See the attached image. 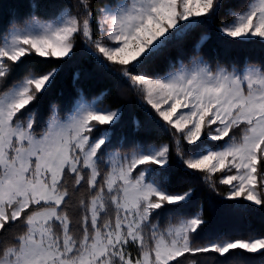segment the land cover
<instances>
[{"label":"rangeland","instance_id":"1","mask_svg":"<svg viewBox=\"0 0 264 264\" xmlns=\"http://www.w3.org/2000/svg\"><path fill=\"white\" fill-rule=\"evenodd\" d=\"M210 3L211 0H123L115 9L104 10L102 28L107 39L100 49L113 60L136 61L157 48L180 23L191 25ZM77 27L76 18L65 12L56 21L35 19L14 28L0 45V63L4 57L18 60L30 50L42 56L66 57ZM223 31L235 38L264 41V0H253ZM85 33L90 37L88 24ZM49 80L50 77L30 78L0 98V227L7 218L18 217L30 203L55 206L28 220L29 231L20 247L6 252L0 264H167L195 251L190 234L199 224L197 218L166 230L151 226L152 249L143 234L150 210L160 202L153 198L170 203L186 199L168 196L147 181L144 172L135 174L139 166L150 161L165 165L164 151L157 149L126 156L112 154L105 192L90 207L94 235H87L78 250L69 235L67 218L59 215L66 197L59 184L65 170L75 173L85 168L91 173L90 184L95 185L96 153L105 140L91 141L90 124H111L119 113L81 102L66 120L54 119L48 132L37 138L31 134L29 123L14 124L13 118L27 104L30 85L42 89ZM137 80L144 86L149 102L168 122L183 130L190 142L201 138L205 118L214 125L213 139L241 126L239 137L221 150L195 155L191 166L212 173L226 171L224 181L230 188V197L245 196L252 204L260 205L255 170L259 155L264 156V72L258 68L213 71L197 60L163 79ZM105 193L111 195L117 216L115 222L99 229ZM53 222L59 224L60 232L54 231ZM236 247L259 252L264 249V239L224 241L208 249L225 253ZM132 248H139V256L133 255Z\"/></svg>","mask_w":264,"mask_h":264},{"label":"trees","instance_id":"2","mask_svg":"<svg viewBox=\"0 0 264 264\" xmlns=\"http://www.w3.org/2000/svg\"><path fill=\"white\" fill-rule=\"evenodd\" d=\"M122 1L0 0V45L12 29L35 19L52 22L67 12L78 22L66 57L42 56L30 50L18 60L2 59L0 98L25 80L50 77L42 89L30 85L29 100L15 114L14 124L29 123L31 134L41 138L54 119L66 120L81 102L95 103L104 111L119 113L111 124L98 121L90 124L91 141L105 140L96 153L95 185L90 184L91 173L85 168L75 173L67 169L63 173L59 189L66 197L59 207V215L67 218L69 235L78 250L87 235L93 237L95 228L90 207L105 192L110 171L108 160L112 154L126 156L157 149L164 151L165 165L150 161L139 166L135 174L144 172L146 180L168 196H186V199L170 203L153 198L160 202L150 210L143 231L150 249L154 246L153 226L166 230L181 221L197 218L199 224L190 234L195 251L186 252L167 264H264V249L250 252L236 247L225 253L208 249L224 241L264 239V156L259 155L255 170L260 205L252 204L245 196L231 198L230 188L224 181L226 171L212 173L194 168L191 160L199 153L225 148L241 135V126L233 127L220 139H213L214 125L205 118L201 138L190 142L183 130L168 122L149 102L144 86L137 80L140 77L163 79L197 60L208 64L213 71L223 68L243 72L258 68L264 72V41L235 38L223 31L253 0H211L208 10L195 17L191 25L180 23L157 48L128 63L113 60L100 49L107 39L102 28L104 10L115 9ZM87 24L90 37L85 33ZM105 198L99 229L115 222L117 216L111 195L105 193ZM53 207L30 203L18 217L4 220L0 227V260L9 250L20 247L21 239L29 231L28 220ZM53 229L60 232L57 222H53ZM138 249L132 248L133 255L139 256Z\"/></svg>","mask_w":264,"mask_h":264}]
</instances>
